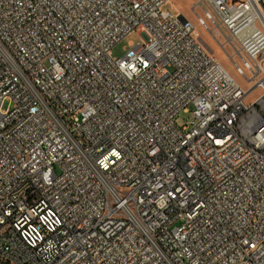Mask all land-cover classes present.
I'll list each match as a JSON object with an SVG mask.
<instances>
[{
    "label": "built area",
    "instance_id": "2783aa9c",
    "mask_svg": "<svg viewBox=\"0 0 264 264\" xmlns=\"http://www.w3.org/2000/svg\"><path fill=\"white\" fill-rule=\"evenodd\" d=\"M169 1L0 0V264H264V0Z\"/></svg>",
    "mask_w": 264,
    "mask_h": 264
},
{
    "label": "rangeland",
    "instance_id": "374dc122",
    "mask_svg": "<svg viewBox=\"0 0 264 264\" xmlns=\"http://www.w3.org/2000/svg\"><path fill=\"white\" fill-rule=\"evenodd\" d=\"M197 0H171L168 3H166L163 8L169 9L173 12H182L185 14L194 24L197 23V19L195 15L193 14L191 8H194L195 3ZM195 10L197 13L201 14V9L198 7H195ZM196 31L198 34V39L203 44V46L214 56L219 59V61L222 63V65L228 70L230 75L236 79L240 85L247 90L249 88V83L245 81V79L233 68L231 65V62L229 61V58L225 55L224 52H227L229 54H232L233 51L228 47L225 46V50H221L217 44L213 42L209 34L203 31L201 27L196 25ZM139 40V35L133 31L130 34H128L122 41L117 43L112 50V53L114 55H122L128 47H130L134 42ZM224 51V52H223ZM257 95V92L253 91L251 96L248 97L246 100L250 101L253 99V96Z\"/></svg>",
    "mask_w": 264,
    "mask_h": 264
}]
</instances>
